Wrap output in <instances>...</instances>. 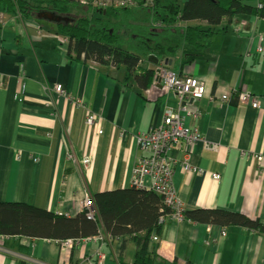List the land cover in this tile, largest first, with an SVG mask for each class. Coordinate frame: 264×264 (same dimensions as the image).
Listing matches in <instances>:
<instances>
[{"label": "crops", "instance_id": "1", "mask_svg": "<svg viewBox=\"0 0 264 264\" xmlns=\"http://www.w3.org/2000/svg\"><path fill=\"white\" fill-rule=\"evenodd\" d=\"M136 6L122 26L132 48L144 37L140 27L148 25L153 33L143 38L146 45H174L171 35L163 37L168 28L150 23L148 11ZM56 24L0 12V202L29 203L75 217L84 210L86 196L132 187L133 169L144 156L137 136L161 125L181 104L163 83L141 88L133 78L127 80L124 67L74 61L67 54V37V45L57 39ZM189 24L208 27L178 19L170 29ZM216 31L199 50L181 43L172 55L146 54L141 65L196 76L215 97L189 99L186 108L193 115L182 109L185 124L209 143L186 148L198 170L179 164L187 151L169 153L175 160L172 184L184 210L223 209L264 223V18L240 14L224 19ZM57 84L64 93L56 91ZM236 89L260 97V106L236 103L234 96L220 99ZM88 112L97 117L92 126L85 123ZM84 157L90 159L87 168ZM214 173L221 175L219 181L212 179ZM155 235L149 244L155 264H264V233L239 224L169 218L159 242ZM121 242L103 229L73 247L0 235V264H100V256L103 264H118ZM135 249L133 242L127 244L126 262H132Z\"/></svg>", "mask_w": 264, "mask_h": 264}, {"label": "trees", "instance_id": "2", "mask_svg": "<svg viewBox=\"0 0 264 264\" xmlns=\"http://www.w3.org/2000/svg\"><path fill=\"white\" fill-rule=\"evenodd\" d=\"M135 1L136 7L148 11L145 16L147 13L149 22L157 21L163 28H168L164 29L163 37L171 35L174 45L170 42L168 45L161 42L146 45L143 38L153 33L148 25L140 27L139 32L144 37L136 41L133 48L131 40L125 47L120 46L124 17L135 10L131 6H83L80 0H0V12L36 18L42 11H51L68 18V21L57 22L56 30L58 34L67 37V54L70 58L74 61H93L101 66L124 67L125 78H133L141 88L152 86L155 75V70L141 65L146 54L154 52L159 56L172 55L181 43L199 50L207 46L217 33L216 27L224 19L231 21L240 14L264 18V0H257L261 7L257 2L250 5L244 0H187L183 5L179 0ZM178 19L206 22L208 27L202 29L189 24L173 32L170 27ZM234 102L238 103V100L235 98ZM92 198L96 208L92 218L85 208L77 216L68 217L29 203L0 202V235L26 236L61 243L98 235L103 229L111 238L122 239L118 264H155V257L149 250L152 235H161L165 221L173 212L165 203L164 196L153 190L132 186L97 192ZM183 213L184 218L195 222L222 226L239 224L264 233V223L241 213L223 209L184 210ZM129 242H133L136 247L132 262H126L123 258V251Z\"/></svg>", "mask_w": 264, "mask_h": 264}, {"label": "built area", "instance_id": "3", "mask_svg": "<svg viewBox=\"0 0 264 264\" xmlns=\"http://www.w3.org/2000/svg\"><path fill=\"white\" fill-rule=\"evenodd\" d=\"M84 5L98 6V7H127L136 4L134 0H80ZM261 7V5H258ZM62 42V41H61ZM261 49V48H260ZM154 84L163 83L168 90L176 93L180 100L181 108L178 111H170L165 116L161 125L151 128L149 131L137 136V142L144 152L133 169L132 186L140 189L153 190L160 195L164 196L165 203L172 209L170 219L181 221L184 219V204L178 197L176 190L172 184L173 179V159L169 153L173 149L187 151L186 148L194 143L204 142L205 137L194 128L185 124V116L182 114V109L187 111V114L193 115L186 108L189 99L199 100L208 98L214 100L215 97L212 92H209L207 83L202 79L193 75H180L166 66H159L154 75ZM56 91L63 93L65 90L60 84L55 86ZM238 100L239 104H249L257 108L260 106L259 97L247 91H236L233 94H222L220 99L230 101L232 97ZM186 102V103H185ZM97 121L95 113L88 112L85 123L87 125H94ZM185 145V147H184ZM190 153L187 151L179 164L186 171H197V167L193 166L190 161ZM88 160H83V164L87 167ZM176 164V163H174ZM212 179L219 181L221 175L214 173ZM84 208L88 211L89 217H94L96 208L93 198L88 196L84 199ZM226 235V231H223ZM159 236H153V240H157ZM60 244L73 247L72 240H66ZM105 257L100 256L99 263L103 264Z\"/></svg>", "mask_w": 264, "mask_h": 264}, {"label": "water", "instance_id": "4", "mask_svg": "<svg viewBox=\"0 0 264 264\" xmlns=\"http://www.w3.org/2000/svg\"><path fill=\"white\" fill-rule=\"evenodd\" d=\"M38 17L47 19L49 21H55V22H61V21H67L68 20V18L56 15L55 13H53L51 11H42L41 13H39ZM149 59L154 61V63H158L157 58L154 59V56H152V55L149 57Z\"/></svg>", "mask_w": 264, "mask_h": 264}, {"label": "rangeland", "instance_id": "5", "mask_svg": "<svg viewBox=\"0 0 264 264\" xmlns=\"http://www.w3.org/2000/svg\"><path fill=\"white\" fill-rule=\"evenodd\" d=\"M255 1V0H254ZM87 6H89V5H87ZM109 7V6H108ZM18 15H20V14H18ZM21 16V15H20ZM134 34V33H133ZM132 34V35H133ZM58 35V34H57ZM57 39H59L60 41H62L63 42V44H65V45H67V39L64 37V36H62V35H58V38ZM130 41V38H125V37H123L122 38V40L120 41V46H123V47H125L126 45H127V43ZM236 91H240V90H238V89H236V90H234V92H236ZM64 93V92H63ZM261 98L259 97V100H260ZM87 125V124H86ZM87 126H90V125H87ZM204 137V136H203ZM206 140V139H205ZM207 142V141H206ZM209 143L207 142L206 143V145H208ZM259 157V156H258ZM257 157V158H258ZM73 159H74V157H72ZM83 160H88L89 162L87 163V167L89 166V164H90V159L88 158V157H84L83 159H82V165L85 167V164H83ZM87 167H85V168H87ZM135 168V167H134ZM86 197H88V196H86ZM91 197V196H90ZM161 238V237H160ZM160 238H158L157 240H154V241H156V242H159V240H160Z\"/></svg>", "mask_w": 264, "mask_h": 264}]
</instances>
